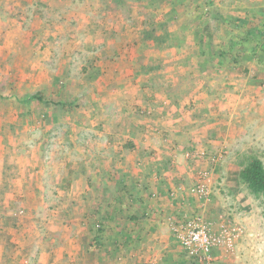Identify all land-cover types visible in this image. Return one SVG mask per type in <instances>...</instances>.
I'll return each instance as SVG.
<instances>
[{"label":"crops","instance_id":"crops-1","mask_svg":"<svg viewBox=\"0 0 264 264\" xmlns=\"http://www.w3.org/2000/svg\"><path fill=\"white\" fill-rule=\"evenodd\" d=\"M58 2L52 29L21 38L57 46L20 43L17 56L38 60L21 73L19 58L21 79L5 83L19 89L9 96L19 111L7 112L3 100L0 200L17 203L7 214L30 204L36 223L7 224V246L19 232L14 243L48 248L54 263L235 264L243 236L233 252L214 248L201 263L172 224L197 213L219 233L230 215L250 209L228 154L199 204L191 188L202 164L187 151L226 152L236 105L261 101L248 91L264 75V0ZM47 60L67 87L54 91ZM46 99L59 111L40 108Z\"/></svg>","mask_w":264,"mask_h":264},{"label":"rangeland","instance_id":"rangeland-1","mask_svg":"<svg viewBox=\"0 0 264 264\" xmlns=\"http://www.w3.org/2000/svg\"><path fill=\"white\" fill-rule=\"evenodd\" d=\"M58 5H61V2H58V0H0V19H2L0 21V23L2 22V27H0V48L7 47V53H0V111L6 107L3 101L5 98H7V112L19 111L18 105L10 102L9 99L11 92H17L19 89L5 88V83H8L11 79H16L17 81L21 79L20 72H18L19 68L16 70L14 69L16 64H19V58L22 59L21 62L23 64L21 73L30 65L36 64V60H38L37 56L34 54L32 56H17L20 43H22V49L26 48L30 49V51L42 50L44 46H46V51H49V49L57 46L55 41L49 39L45 35L44 36L48 38V41L44 40L46 44L40 40L34 41L36 36H38L36 34L29 35L30 38L25 41H21V38H23L26 33L30 34L36 31L37 34L40 35L39 31L44 33V29H52L55 26L54 20L52 19L53 15L58 14L56 9L62 8L58 7ZM47 62L49 65H45V75H49L52 79L50 81L54 82L56 86L53 88L54 91L67 87L65 78L58 77L56 72L52 74L51 69L48 70V66H51L52 61L47 60ZM35 75L36 72L33 74L34 78H36ZM262 78L261 81L255 82V85L258 86L257 88L248 91L250 97L251 94L256 95L261 98V101L256 104L245 102L244 104H237L235 107L236 112L234 121L236 122L233 123L235 135L232 137L234 143L225 148L226 152L217 154L211 153L217 156L222 155L223 160H225V155L228 154L227 165L235 163L236 166H239L241 163L245 162L250 155H256L264 162V75ZM27 91L35 93L40 92L39 90L36 91L34 87L27 88ZM69 92V90L65 92L64 96L67 101L69 99L67 98L69 97ZM41 94L42 92L38 95ZM47 96L50 100L53 98L57 99L51 94ZM50 100L46 99V101L40 105V108L47 106L50 107L52 111H59L54 108L56 106L49 105ZM69 102L70 105L75 104V102ZM66 105L67 104H65V106ZM31 106L37 107L38 105L34 104ZM60 110H63V108H60ZM2 123L3 121H0V124ZM0 129H3V127ZM0 132V150H4L5 147L2 140L5 139V137L3 130H0ZM10 139H12V137ZM0 160H2L1 157ZM3 174L4 173L0 171V175ZM213 185H216V183ZM213 185L212 190H214ZM217 187L219 186H216V188ZM248 197L251 200L250 209L241 210L233 216L230 215L225 219L224 223L230 222L244 229L242 237L243 243L241 242V246L238 248L234 263L264 264V197L258 198L253 195H249ZM226 203L229 204L228 200H226ZM16 204L17 203L14 201L7 202V200H0V264H73L66 260L60 261V263H54L53 260L50 259L48 248L43 249L42 247L32 246L23 249L21 245L14 243L21 235L19 232H15V241L11 242V247L7 246V224L12 226L13 229H16V224H20V226H36L34 222L35 215L31 213L30 204H27V207L23 206L21 209L12 210L13 213L7 214V207ZM8 253L11 255L10 258H7ZM13 254L17 255V257L13 258ZM21 254L27 255L23 261H20L18 257V255ZM80 264H87V262H82Z\"/></svg>","mask_w":264,"mask_h":264},{"label":"built area","instance_id":"built-area-1","mask_svg":"<svg viewBox=\"0 0 264 264\" xmlns=\"http://www.w3.org/2000/svg\"><path fill=\"white\" fill-rule=\"evenodd\" d=\"M187 157L202 164V167L198 169L196 182L191 188V194L199 204L203 205L210 199L213 171L215 166L223 161V156L212 155L209 151L189 149ZM172 232L191 258L201 263H207L211 259L214 248L233 252L237 247V242L244 234V229L226 222L222 225L220 232L215 233L200 214L192 213L175 221L172 224Z\"/></svg>","mask_w":264,"mask_h":264},{"label":"trees","instance_id":"trees-1","mask_svg":"<svg viewBox=\"0 0 264 264\" xmlns=\"http://www.w3.org/2000/svg\"><path fill=\"white\" fill-rule=\"evenodd\" d=\"M239 180L249 195L264 197V162L256 155H250L239 165Z\"/></svg>","mask_w":264,"mask_h":264}]
</instances>
